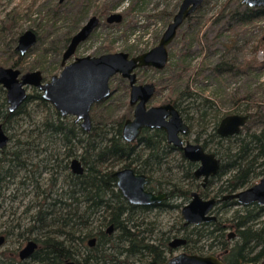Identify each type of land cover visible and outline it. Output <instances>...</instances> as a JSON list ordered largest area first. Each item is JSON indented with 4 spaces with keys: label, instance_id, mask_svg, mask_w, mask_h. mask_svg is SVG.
Instances as JSON below:
<instances>
[{
    "label": "trees",
    "instance_id": "obj_1",
    "mask_svg": "<svg viewBox=\"0 0 264 264\" xmlns=\"http://www.w3.org/2000/svg\"><path fill=\"white\" fill-rule=\"evenodd\" d=\"M110 2L102 13L105 20L120 4L115 0ZM141 2L145 0L136 1L127 10H136ZM223 4L218 14L222 15L220 18L228 16L226 24L229 29H235V25L245 27L264 18V8H251L242 0H226ZM200 10L192 14L188 21L193 20ZM174 14L171 11L169 18ZM14 16L8 17L6 21H13ZM124 19L123 16V21L118 24L123 23ZM22 33L15 34L14 29L6 24L0 29V44L5 39V46L13 50L16 56L7 61L6 66H25L26 55L32 49L26 55L16 52L15 45ZM7 34L15 38L6 41ZM74 34H69L64 45L56 48L59 56ZM37 36L39 41V34ZM197 39L203 43L207 38L204 35ZM229 43L231 45L234 41L229 40ZM255 47V53L264 48V37L259 39ZM168 51L169 60L165 68L171 65L170 48ZM105 53L115 51L108 48L98 56ZM188 56L187 50L180 53L173 68L176 72L179 70V78L187 77L186 86L165 102L175 105L190 127L194 123L200 125L204 134H208L209 121L214 120L212 131L207 136H198L195 143H201L204 149L214 152L222 160L217 176L221 185L215 191L216 197L233 194L253 182L255 177L264 176V102L255 101L254 93L232 96L233 112L248 113L250 119L242 133L235 136L231 147L229 139L217 135L219 122L228 114H221L218 109L216 99L219 95H206L203 89L194 88V77L205 69L217 75L245 73L244 68L250 72L254 65L261 66L263 63L255 57L239 64L235 63L234 58H221L207 68L201 62L193 67L187 60ZM56 64L62 69L60 59ZM26 69V72L41 70L45 79V75H49L44 67L36 63ZM142 69L147 68L139 70ZM52 73L50 77L54 75ZM107 101L97 103L93 108L104 106ZM5 104V93L1 90L0 123L8 126L14 121L16 134H10L9 148L0 152V169L15 168L13 170L22 174L21 180L24 179L20 184L26 179L32 181L27 198L33 206L28 209L30 223L26 233L38 240L41 246L34 264H59L61 260L75 257L79 259L78 264H166L175 251L169 247V243L180 236L187 240L182 248L188 254L216 255L224 264H264V206L254 204L241 207L235 200L227 201L222 208H217V221L184 226L183 217L179 214L178 227L170 226L168 230L163 228L157 216L153 217L154 213L160 215L181 210L191 199L193 191L205 198L210 196L196 183L194 170L197 164L187 161L180 150L169 145L162 131L144 130L140 142L127 143L122 138V128L130 115L115 113L107 119L100 117L96 124L91 115L92 128L85 132L72 117L62 118L53 105L42 98L39 90L30 95L16 114L5 111ZM127 106L132 110L130 105ZM201 137L204 139L201 140ZM77 157L85 167L81 175L69 172L70 160ZM39 163L49 168L51 173L56 170L63 178H60L58 190H42L39 181L30 178V174L39 168ZM123 167L146 174L149 190L166 191L169 196L167 201L152 207L130 205L118 190L113 175ZM2 187L6 188V184H2ZM0 191L2 196L7 192L4 189ZM46 216H58L63 223L45 228L42 218ZM111 225L113 233L109 234L107 228ZM56 232L60 233L57 238ZM83 236L95 237L96 247L92 250L83 248L82 251L80 240ZM19 241L21 238L17 239V243ZM12 254L0 253V264H23L16 251Z\"/></svg>",
    "mask_w": 264,
    "mask_h": 264
},
{
    "label": "rangeland",
    "instance_id": "obj_2",
    "mask_svg": "<svg viewBox=\"0 0 264 264\" xmlns=\"http://www.w3.org/2000/svg\"><path fill=\"white\" fill-rule=\"evenodd\" d=\"M120 2L119 6L113 12H120L124 16V22L121 24H108L103 17L104 9L111 3L110 0H66L57 7L59 0H0V29L4 24L14 29V33L24 32L27 29H33L39 34L40 40L26 55L25 66L21 68L24 72L26 67L38 64L44 67L48 73L46 79H50L52 74H59L62 69L56 64L57 60L62 58L56 51L57 47L64 45L66 37L82 28L87 20L96 15L99 18L100 25L93 31V34L79 47L76 56L83 57L87 55L98 56L105 49L112 48L114 51H123L138 55L153 48L159 43L160 36L166 30L173 17L169 18L170 12H177L182 0H145L141 2L136 10H127L132 7L138 0H115ZM226 0H205L201 10L195 15L191 21H186L173 43H171V65L158 71L154 68H147L138 71V80L140 83L154 82L157 85V92L148 106L161 105L169 98L177 94V90H182L186 86V78H179V70L175 68L176 57L183 51H188V61L195 67L198 63H204L205 68L214 63L228 58L236 59L235 63H242L246 59L251 60L253 57L258 62L264 64V48L255 53L254 49L259 39L264 37V18L249 24L248 26H237L235 29H229L227 19L220 18L218 14ZM114 2V0H112ZM132 4V5H131ZM134 10V11H133ZM227 12V11H226ZM16 13V16L14 14ZM56 13L59 15L56 16ZM11 15V16H10ZM14 16L13 21H6L7 18ZM206 36L207 39L203 43H199L197 37ZM6 41L15 36L8 35ZM4 40L0 44V66L6 67V62L16 58L13 50L5 46ZM229 40L234 43L227 44ZM6 43V42H5ZM16 46V45H15ZM64 52L62 50L61 54ZM74 57L70 60L72 61ZM224 57V58H223ZM254 65L249 72L243 69L245 73L236 74L234 72L216 74L205 69L201 74L194 77V88L203 89L204 94L215 93L218 98L216 104L221 114L233 112L234 103L231 102L232 96H244L254 93V100L264 102V65ZM182 81V83H179ZM184 83V84H183ZM173 86V88H172ZM110 87L114 93L109 97V101L104 106L92 108V120L94 124L102 117L107 119L116 114H128L132 116L133 111L129 110V94L130 86L128 81L117 75L110 81ZM214 95V98H216ZM110 104L106 109L105 106ZM241 105L240 109L242 110ZM241 112V111H240ZM192 114V113H191ZM129 116V117H130ZM215 122L210 120L208 124V134L212 131ZM191 131L187 137L188 140L195 143L198 136L204 134L202 127L198 124L191 125ZM207 126V125H206ZM257 129V128H255ZM258 130V129H257ZM16 134V132H14ZM186 139V140H187ZM201 140L204 137L200 138ZM211 146H214L211 144ZM261 178V177H260ZM255 178L254 184L260 179ZM220 178L216 177L212 180L211 187L208 189L209 198L214 196L218 186L221 185ZM197 184L202 183L201 179L196 181ZM245 186L243 189L251 187ZM240 191V190H238ZM221 208V205L219 206ZM2 209V208H1ZM6 211L0 210V232L4 227L2 221L9 219V207ZM13 209V208H12ZM22 212V209L20 210ZM217 209L214 215H217ZM179 211H168L159 215L154 213L153 217L163 225L165 230L170 226L178 227L180 220ZM218 216V215H217ZM9 239L7 244L3 245L2 250H6L8 246L19 247L18 243ZM24 245V243H23ZM172 255L183 252V248L174 249Z\"/></svg>",
    "mask_w": 264,
    "mask_h": 264
},
{
    "label": "water",
    "instance_id": "obj_3",
    "mask_svg": "<svg viewBox=\"0 0 264 264\" xmlns=\"http://www.w3.org/2000/svg\"><path fill=\"white\" fill-rule=\"evenodd\" d=\"M204 1L182 0L179 9L160 36L159 43L136 56L116 51L100 56L74 57L83 42L89 39L93 31L100 25L99 18L93 15L72 36L69 45L62 53V71L52 75L50 80H45L41 70H29L24 73L21 68L0 66V85L7 91L9 110L16 111L23 105L29 95L27 89L33 87L42 93V98L53 105L62 118L73 117L75 121L81 123L83 131L87 132L91 130L93 124L91 121L92 108L97 103L109 99L114 93L110 87V81L120 75L128 81L130 105L134 107L132 118L123 125V140L128 143L134 142L141 136L143 129L165 130L169 143L175 149L181 150L187 161L198 164L194 171L195 177H202L203 186H205L211 177L219 173L222 160L214 152H207L202 144L182 139V136H185L190 128L176 106L171 103L148 106L157 92V85L154 82L139 84L137 74L140 68H154L162 71L167 66L168 49L171 43L182 25L203 6ZM242 3L251 8H264V0H242ZM122 17L120 12H115L109 15L106 21L108 24L120 23L123 21ZM37 42L38 36L34 30L27 29L18 39L16 52L26 55ZM73 57L74 59L70 61ZM247 119V115L231 114L220 121L217 134L224 137L239 134ZM8 142L9 137L4 133L3 126L0 125V148L5 147ZM71 166L76 175L84 172V167L78 158L72 161ZM113 175L116 178L118 190L130 205H152L167 199L166 193L162 191L155 193L148 189L149 180L146 174H138L134 169L125 167L116 170ZM191 194L192 198L189 203L181 209V216L185 226H198L204 222L217 221L218 217L213 214V210L217 203L223 200H235L241 207L256 203L264 206V178L254 186L225 195L222 199L215 197L207 199L196 191ZM112 230L113 226L111 225L108 231L111 233ZM4 241L5 236H0V248ZM186 243L187 240L180 236L170 241L169 247L178 249ZM37 246L35 242H29L20 252V257L26 259ZM166 262V264H224L216 255L201 256L188 254L185 251L171 256ZM70 264L73 263L70 262Z\"/></svg>",
    "mask_w": 264,
    "mask_h": 264
},
{
    "label": "flooded vegetation",
    "instance_id": "obj_4",
    "mask_svg": "<svg viewBox=\"0 0 264 264\" xmlns=\"http://www.w3.org/2000/svg\"><path fill=\"white\" fill-rule=\"evenodd\" d=\"M66 0H59V2L60 3H63V2H65ZM91 18V17H90ZM80 30V29H79ZM62 56V55H61ZM62 60V59H61ZM18 68V67H17ZM141 69V68H140ZM62 71V70H61ZM139 71V70H138ZM22 72H24V71H22ZM25 73V72H24ZM54 75H56V74H54ZM44 77V76H43ZM123 78V77H122ZM50 79H51V77H50ZM50 79H45L46 81H48V80H50ZM124 79V78H123ZM127 81V80H126ZM139 81V80H138ZM128 86H129V84H128ZM1 90H3L4 91V93H5V102H6V104H5V111H7L8 113H11V114H16V112H18L19 111V109H20V107H22L26 102H27V100H28V98L30 97V95L31 94H33V92L35 91V90H37V89H35V88H33V87H29L28 89H27V92H28V98H27V100H26V102L23 104V105H21L16 111H13V112H11L10 110H9V106H10V104H9V102H7V91H5V89L2 87V85H0V94H1ZM41 93V92H40ZM164 103H169V102H164ZM129 105H130V98H129ZM162 105V104H161ZM173 105V104H172ZM131 106V105H130ZM175 106V105H174ZM54 107V106H53ZM131 108H132V111L134 112V107L133 106H131ZM58 112V111H57ZM92 113V112H91ZM181 114V113H180ZM231 114H236V115H247L248 116V119H247V122L244 124V126L242 127V129H241V132L239 133V134H236V135H231V136H226V137H224V136H219L218 134V136L219 137H223V138H226V139H229V144L231 145V147L234 145V139L236 138L235 136H238V135H240L241 133H242V131L244 130V128H246V126H247V123H248V121H249V119H250V115L248 114V113H244L243 111H241V112H237V111H235V112H231L230 114H227V115H225L223 118H225V117H227V116H230ZM132 116H133V114H132ZM132 116H130V118H132ZM182 116V115H181ZM70 117V116H69ZM73 118V117H72ZM129 118V119H130ZM184 118V117H183ZM222 118V119H223ZM74 119V118H73ZM128 119V120H129ZM221 119V120H222ZM184 120H185V118H184ZM74 121H75V119H74ZM77 122V121H76ZM185 122H187V121H185ZM79 124H80V126H81V123L80 122H78ZM188 123V122H187ZM220 123V122H219ZM0 125H2L3 126V131H4V133L9 137V142L7 143V145L5 146V147H3V148H0V152H2V151H4V150H6V149H8L9 148V146H10V143H11V133H14L15 132V129H16V124H15V122L13 121V122H11V123H9V125L8 126H4L2 123H0ZM93 125V124H92ZM188 125H189V123H188ZM218 127H219V125H218ZM189 128H190V125H189ZM218 129V128H217ZM144 130H148L149 132H153V131H162L163 133H165V140L167 141V143L169 144V145H171L172 147H173V145L172 144H170L169 143V141L167 140V134H166V132H165V130H161V129H143V131ZM143 131H142V133H143ZM190 131H191V128H190V130H189V132L185 135V136H182V139H184L185 141H187L188 139H187V137H188V135H189V133H190ZM245 132V131H244ZM141 136H142V134H141ZM140 136V137H141ZM140 137L138 138V139H136L134 142H131V143H138V142H140ZM187 139V140H186ZM128 143V142H127ZM130 143V144H131ZM199 143V142H198ZM197 143V144H198ZM201 144V143H200ZM179 150V149H178ZM181 151V150H180ZM182 152V151H181ZM207 152H211V151H208L207 150ZM183 153V152H182ZM218 157V156H217ZM79 160H80V158L79 157H77ZM77 158H72L71 160H70V163H69V172L71 173V174H73V175H76L75 173H74V171H73V169H72V166H71V164H72V161L74 160V159H77ZM185 158V157H184ZM219 158V157H218ZM81 161V160H80ZM194 163V162H193ZM81 164H82V162H81ZM195 164H197V163H195ZM39 168L36 170V171H34V173L33 174H30V178L31 179H33V181L34 180H38L39 181V183H40V186H41V189L42 190H47V191H51V190H56L59 186H60V184H61V181H60V178H61V180L63 179L58 173H57V171L55 170V171H52V173L50 172V170H49V168H47V167H43L42 166V164H40L39 163ZM83 167H84V165H83ZM197 167H198V164H197ZM197 167H196V169H197ZM123 168H125V167H123ZM128 168H130V167H128ZM13 169H15V168H13ZM13 169H11V170H9V169H0V190L1 189H4L5 191H7L6 192V194L4 195V196H2V195H0V210H3V211H6V210H8V209H6V207L8 206L9 207V210H12V211H10V216H9V219H5L4 221H2V226L4 227V229H2V232H0V236H2V235H4L5 236V241H4V243H3V245H5V244H7V242H9V239L10 240H12L13 242H11V244H16L17 243V239L18 238H21V241H19L18 242V246L19 247H10V246H8L7 247V249L6 250H2V248H3V245L1 246V248H0V253H7V254H10V255H13L12 253L14 252V251H16V253H17V257L19 258V260L21 261V263H23V264H34L35 263V261H36V253L37 252H39L40 251V245H39V243H38V240H35V238L32 236H29L26 232H27V225L30 223V212L28 211V209L29 208H31V206H33V204H31V202L28 200V196H27V194L31 191L30 190V188L32 187V181L31 180H29V179H26V181L25 182H22V184H20V182L22 181V180H24L23 178H22V180H21V177H22V174L21 173H18V172H16L15 170H13ZM132 169V168H131ZM195 169V170H196ZM1 170H3V171H1ZM117 170H119V169H117ZM135 170V169H134ZM194 170V171H195ZM84 172H85V167H84ZM83 172V173H84ZM136 173H138L137 171H135ZM82 173V174H83ZM219 173H220V171H219ZM218 173V174H219ZM138 174H141V173H138ZM218 174L216 175V176H214V177H211V179H213V178H216L217 176H218ZM78 175H81V174H78ZM24 176V175H23ZM147 176V175H146ZM194 176H195V172H194ZM260 178L259 179V181L258 182H260L261 181V179L262 178H264V176L263 175H261V176H257V177H255V178ZM148 178V177H147ZM196 178V177H195ZM197 180H200L201 179V181H202V183H200L199 185H200V187H202L203 189H208L209 187H211V179H209V181H208V183L205 185V186H203V178L202 177H199V178H196ZM255 180V179H254ZM257 182V183H258ZM2 184L4 185V184H6V188L4 187H2ZM148 184H149V182H148ZM147 184V185H148ZM256 184V183H255ZM254 184V181L253 182H251L249 185H252V186H254L255 185ZM30 185V186H29ZM246 186H248V185H246ZM52 188V189H51ZM148 189H149V185H148ZM58 190V189H57ZM152 191V190H151ZM159 191H162L163 193H166L167 194V192L166 191H163V190H158V191H156V192H159ZM206 191H208L209 192V190H206ZM153 192H155V191H153ZM155 192V193H156ZM197 192V191H196ZM237 192V191H236ZM0 193H1V191H0ZM199 193V192H198ZM225 195H228V194H225ZM225 195H222V196H218V197H216V194H214V196H212V197H215V198H219V199H222V197L223 196H225ZM168 195H167V199H168ZM192 198V197H191ZM205 198V197H204ZM167 199L166 200H163L162 202H160V203H156V204H152V205H145V206H141V207H152V206H156V205H158V204H162V203H164L165 201H167ZM207 199H211V198H207ZM227 201H231V200H223V201H221V202H219V203H217V205H216V207H215V209L213 210V213H214V211L221 205V208H222V206H223V203L224 202H227ZM234 201V200H233ZM189 203V202H188ZM187 204V203H186ZM257 204V203H256ZM185 205V204H184ZM252 205H254V204H252ZM259 205V204H258ZM133 206V205H132ZM137 206H140V205H137ZM2 208V209H1ZM13 208V209H12ZM22 209V212H20V210ZM220 210H222V209H220ZM217 216V215H216ZM182 217V216H181ZM218 217V216H217ZM42 221H43V223H44V225H45V228H46V226L47 227H49V226H53V225H55V224H59V223H63V220H62V218H60V217H53V216H46L45 218H42ZM185 226V225H184ZM107 231H108V228H107ZM113 231V230H112ZM108 233L109 234H112L113 232H109L108 231ZM56 234H57V236H56V238L58 237V235L60 234L59 232L57 233L56 232ZM52 235V234H51ZM55 238V237H54ZM60 239H62V238H60ZM35 242L38 246H37V248L34 250V252L32 253V254H30L29 256H27L26 257V259H22L21 257H20V252L26 247V245L29 243V242ZM62 241V240H61ZM96 239H95V237H91V238H88V236H83L82 237V240H80V243H81V250L82 251H84L83 250V248H85V249H87V250H92V248H94V247H96ZM23 243H24V245H23ZM67 244H65V246H66ZM172 249V248H171ZM172 250H174V249H172ZM173 256V255H172ZM171 257V256H170ZM78 261H79V259H78V257H75V258H72V259H70V260H67V259H65V260H61V262H59V264H70V262H72L73 264H78Z\"/></svg>",
    "mask_w": 264,
    "mask_h": 264
},
{
    "label": "bare ground",
    "instance_id": "obj_5",
    "mask_svg": "<svg viewBox=\"0 0 264 264\" xmlns=\"http://www.w3.org/2000/svg\"><path fill=\"white\" fill-rule=\"evenodd\" d=\"M184 220V219H183Z\"/></svg>",
    "mask_w": 264,
    "mask_h": 264
}]
</instances>
